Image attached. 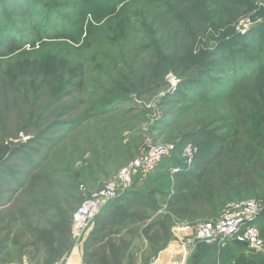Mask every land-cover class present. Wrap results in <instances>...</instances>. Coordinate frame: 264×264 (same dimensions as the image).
<instances>
[{"label":"rangeland","instance_id":"1","mask_svg":"<svg viewBox=\"0 0 264 264\" xmlns=\"http://www.w3.org/2000/svg\"><path fill=\"white\" fill-rule=\"evenodd\" d=\"M12 41L18 49L6 54ZM157 61L166 72L149 82ZM202 130L216 152L210 164L193 166L189 192L202 197L212 187L214 208L183 222L218 221L247 201L258 206V222L264 0H0V264H29L15 239L26 231L24 240L33 239L59 211L71 208L72 215L146 149L184 141L154 170L133 177L125 193L153 192L165 209L179 193L177 172L191 167L187 147L196 152L187 137ZM241 160L258 169L253 188L218 173ZM174 241L193 261L201 242L181 248ZM230 242L240 243L206 251L223 264Z\"/></svg>","mask_w":264,"mask_h":264},{"label":"trees","instance_id":"2","mask_svg":"<svg viewBox=\"0 0 264 264\" xmlns=\"http://www.w3.org/2000/svg\"><path fill=\"white\" fill-rule=\"evenodd\" d=\"M17 49L16 41H12L5 53H12ZM165 72V62L157 61L152 67L147 81H162ZM205 138L209 141L207 144H204L206 142ZM209 138L214 139L211 133L204 130L191 132L188 135L187 142L195 145L196 152L190 164L191 167L189 166L190 169H182L177 172L176 181L179 193L172 195L166 201L165 209H161V205L156 202L153 192L144 195L129 191L107 205L109 207L115 206V212L111 214L107 221L102 223H98L97 217L95 218V225L86 240V249L83 255L84 264H135L140 251L138 245L134 243L136 237H141L146 241L149 248L146 255L152 258L173 240L171 230L176 224L185 223L183 222L184 218L193 220L208 217L207 213L214 208L212 199L215 197L216 191L211 187L209 194L202 197L194 196L189 191L193 190V187L190 186V179H194L192 170L194 168L196 170L201 169L203 166L210 164L211 159L214 158L216 152L214 149L216 148ZM182 142L184 141H180L176 145V152L184 146ZM222 143L220 141L219 144ZM218 150H221V147ZM218 154L221 158L225 157L224 154L220 155V152ZM236 162H229L227 167L218 172L219 175H226L231 172L232 176L238 179L243 186L247 188L255 187L258 180L256 173L258 169L248 167L242 160L237 164ZM203 171L205 176L208 172L204 169ZM199 176L195 178L200 179ZM57 216L55 223L35 231L33 239L24 240L27 234L26 231L24 235L14 240L20 257L26 255L29 264H56L69 251L71 244L69 239L71 208L59 211ZM255 225L259 230L260 237L264 239V225L259 226L257 221ZM201 244L212 246L202 242ZM250 253L253 252L250 251ZM42 255L44 256V262L40 263L39 258ZM147 262L148 260L145 259L144 264H147Z\"/></svg>","mask_w":264,"mask_h":264},{"label":"built area","instance_id":"3","mask_svg":"<svg viewBox=\"0 0 264 264\" xmlns=\"http://www.w3.org/2000/svg\"><path fill=\"white\" fill-rule=\"evenodd\" d=\"M187 148L186 154L191 164L194 153L191 154L190 145ZM175 149L173 144L146 149L140 157L119 171L115 181L84 199L72 214L70 222L75 245L78 246L84 240L101 209L130 189L133 177L154 170ZM257 213L256 203L247 201L233 207V211L218 221L178 223L171 230L172 236L181 248L196 242L224 245L225 241L236 239L247 244L251 251L264 254V243L254 222ZM182 235H185L184 238Z\"/></svg>","mask_w":264,"mask_h":264},{"label":"crops","instance_id":"4","mask_svg":"<svg viewBox=\"0 0 264 264\" xmlns=\"http://www.w3.org/2000/svg\"><path fill=\"white\" fill-rule=\"evenodd\" d=\"M114 212L115 206H104L101 210V213L97 216V222L102 223L107 221L111 214ZM258 223L261 224V226L264 225V215L260 217ZM94 225L95 224L93 223L91 228L85 235L84 240L78 246H76L75 244L71 245L69 247V251L56 264H84L83 255L86 249V240ZM69 239L70 243H73L70 235ZM134 243L135 245H138V248H140L135 264H144L145 259L148 260L147 264H220V256L216 252L220 249L218 245L217 247L211 246V248L216 249V251L213 252L210 250L206 251V249H208V247L210 248V246L197 244L198 246L196 250L194 252H191L192 255L190 256L193 258V261L189 262V257L187 256L186 258L185 253L181 249L176 247L174 240H172L163 250H160L152 258L148 257V255L145 254V252H147L148 254L149 248L143 238L136 237ZM222 249L224 250V261H222L223 264H264V254H256L253 251V253H250V249L249 251L246 246H242L237 242H230Z\"/></svg>","mask_w":264,"mask_h":264}]
</instances>
